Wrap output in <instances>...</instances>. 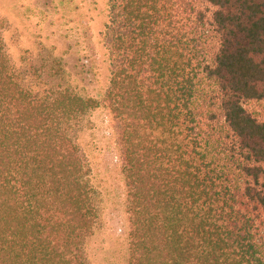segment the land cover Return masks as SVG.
<instances>
[{
  "label": "trees",
  "instance_id": "1",
  "mask_svg": "<svg viewBox=\"0 0 264 264\" xmlns=\"http://www.w3.org/2000/svg\"><path fill=\"white\" fill-rule=\"evenodd\" d=\"M110 83L79 92L53 48L17 65L0 17V264H92L103 199L78 144L107 105L128 264H264V0H108Z\"/></svg>",
  "mask_w": 264,
  "mask_h": 264
},
{
  "label": "rangeland",
  "instance_id": "2",
  "mask_svg": "<svg viewBox=\"0 0 264 264\" xmlns=\"http://www.w3.org/2000/svg\"><path fill=\"white\" fill-rule=\"evenodd\" d=\"M108 0H0L3 38L17 65L40 45L62 58L72 85L102 99L110 83V57L103 40ZM78 144L103 199V221L87 251L92 264H128L130 221L118 135L110 108L91 110Z\"/></svg>",
  "mask_w": 264,
  "mask_h": 264
}]
</instances>
